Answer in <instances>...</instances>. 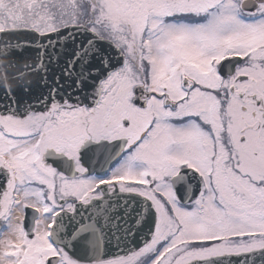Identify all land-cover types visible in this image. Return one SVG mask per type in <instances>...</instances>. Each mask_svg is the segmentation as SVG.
Listing matches in <instances>:
<instances>
[{
    "label": "snow or ice",
    "instance_id": "obj_1",
    "mask_svg": "<svg viewBox=\"0 0 264 264\" xmlns=\"http://www.w3.org/2000/svg\"><path fill=\"white\" fill-rule=\"evenodd\" d=\"M0 264H264V0H0Z\"/></svg>",
    "mask_w": 264,
    "mask_h": 264
},
{
    "label": "water",
    "instance_id": "obj_2",
    "mask_svg": "<svg viewBox=\"0 0 264 264\" xmlns=\"http://www.w3.org/2000/svg\"><path fill=\"white\" fill-rule=\"evenodd\" d=\"M143 236L141 235V239ZM133 244L136 243V241L132 242ZM106 247L108 249L109 254H115L117 251V245L109 241L106 244ZM97 252V240L95 236H85L81 241H80V246L77 247L76 253L77 255L81 257H92L95 253Z\"/></svg>",
    "mask_w": 264,
    "mask_h": 264
}]
</instances>
